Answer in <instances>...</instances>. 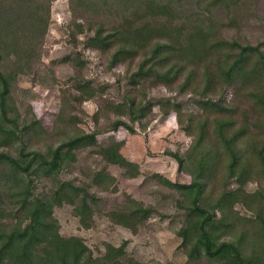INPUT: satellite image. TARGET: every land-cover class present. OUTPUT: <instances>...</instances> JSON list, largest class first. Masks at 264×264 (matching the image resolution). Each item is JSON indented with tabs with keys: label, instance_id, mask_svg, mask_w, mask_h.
Segmentation results:
<instances>
[{
	"label": "trees",
	"instance_id": "obj_1",
	"mask_svg": "<svg viewBox=\"0 0 264 264\" xmlns=\"http://www.w3.org/2000/svg\"><path fill=\"white\" fill-rule=\"evenodd\" d=\"M54 1L0 0V264H148L128 254L126 241L105 244L96 256L81 237L63 236L54 211L64 206L85 230L98 215L132 234L151 219L170 220L184 264H264V50L225 36L248 26L241 9L251 0H68L72 43L79 35L82 50L109 54L110 70L135 64L103 106L116 117L107 133L123 127L134 134L135 125L145 130L153 117L164 122L173 112L192 139L184 151L166 153L189 183L147 174L142 184L168 194L155 205L124 195L111 206L89 193L87 181L65 177L78 152L98 161L89 180L101 192L117 190L109 166L136 179L139 165L120 147L95 149L97 130L37 148L30 142L47 136L40 121L31 107L23 117L10 102L18 79L37 73ZM74 53L51 65L80 72L85 61ZM70 80L78 104L108 90L83 77ZM158 87L174 88V95H146ZM68 102L59 124L75 119L66 118ZM166 203L172 206L164 211Z\"/></svg>",
	"mask_w": 264,
	"mask_h": 264
},
{
	"label": "rangeland",
	"instance_id": "obj_2",
	"mask_svg": "<svg viewBox=\"0 0 264 264\" xmlns=\"http://www.w3.org/2000/svg\"><path fill=\"white\" fill-rule=\"evenodd\" d=\"M241 13L248 17V26L238 34L231 31L225 32V36L246 38L252 44L261 43L264 50V0H251L245 3ZM70 19L68 0H55L51 5V24L45 37L37 73L21 76L18 79L13 89L11 105L15 106L23 117L26 116L27 107H31L43 131L47 134L42 142H30L33 146L40 148L44 146V143L55 146L68 137L97 130L100 134L94 140H90L95 149L120 147L122 155L138 164L141 171V176L138 178L127 179L122 176L119 168L109 166V173L116 178L117 190L116 192H101L89 180L93 171L92 167L98 161L93 159L91 153L80 151L77 166L71 174L65 176L66 178L87 181L89 193L106 198L109 206L120 203L124 195H130L146 205H155L159 197L168 192L153 184H142L144 176L158 173L171 181L189 183L190 177L187 174H179L177 163L166 153L184 151L192 139L178 127L176 115L173 112L164 122H158V118L153 117L148 121V127L145 130L135 125L134 134H130L123 127L107 133L116 117L106 112L103 106L107 100L116 99L117 88L122 85L124 77L134 70L135 64L122 65L110 70L107 66L109 54L82 50V46L78 44L81 40L79 35L76 36L77 42L72 43L69 40L66 32ZM74 52H80L81 59L85 61V67L80 72L71 64L51 65L52 60L66 55L72 56ZM73 75L76 78L83 77L97 84L108 85V90L101 98H98L99 100L78 104L75 102L71 88L68 87L70 77ZM63 94L68 96L63 99ZM146 95L168 97L174 95V88L158 87L147 90ZM67 100L69 104H65L66 118L68 120L70 117L72 119L75 117V119L71 123L59 124L57 116L60 113L61 104ZM249 189H254V184ZM166 206L171 207L172 205L166 203L160 205V208L165 211ZM54 215L63 236L81 237L96 256L104 251L105 244L119 246L126 241L128 254L139 262L184 264L186 261V257L177 250L180 243L175 234L177 225L171 224L170 220L151 219L137 234H132L127 229L111 224L103 215L96 216L93 228L85 230L72 215L69 206L56 208Z\"/></svg>",
	"mask_w": 264,
	"mask_h": 264
}]
</instances>
